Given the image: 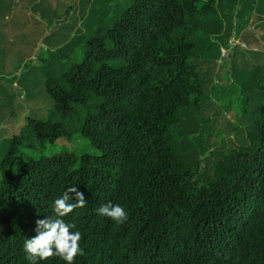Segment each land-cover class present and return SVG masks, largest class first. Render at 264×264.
<instances>
[{
	"label": "trees",
	"instance_id": "1",
	"mask_svg": "<svg viewBox=\"0 0 264 264\" xmlns=\"http://www.w3.org/2000/svg\"><path fill=\"white\" fill-rule=\"evenodd\" d=\"M241 2L111 0L95 26L50 51L11 39L22 21L9 26L0 53L34 59L0 73L5 103L20 110L15 128H0V264H31L25 239L72 185L88 201L64 217L82 232L75 264H264V51L227 109L246 142L197 151L186 130L213 103L211 40L226 45ZM244 5L238 33L256 14V0ZM75 136L93 152H48ZM108 202L126 208L125 223L97 214Z\"/></svg>",
	"mask_w": 264,
	"mask_h": 264
},
{
	"label": "rangeland",
	"instance_id": "2",
	"mask_svg": "<svg viewBox=\"0 0 264 264\" xmlns=\"http://www.w3.org/2000/svg\"><path fill=\"white\" fill-rule=\"evenodd\" d=\"M110 2L111 0H1L0 46L7 44L9 26L22 21L20 30L11 32V39L24 40L36 50L50 51L60 48L83 35L87 28L95 26L103 19ZM244 2L247 3V0L238 3L234 10L231 33L227 38L224 36L226 45L216 38L211 40L217 43L209 52V57H216L215 64L210 70L214 79L209 89L213 103L206 112H203L204 116L197 115L195 119L189 121L186 129L189 146L196 147L197 151L202 146H208L212 151H216L220 141L221 149H225L227 144L246 142L242 125H237V129L234 130L235 121L227 109H238L241 104L240 98L247 92L242 91L247 89V60L254 65L258 64V57L262 56L260 52L264 51V0H256L258 8H255L253 21L238 33V27L241 29L244 26L247 12ZM22 50L8 48L5 50L8 51L5 56L0 53V73L12 70L23 56L25 61L34 59L32 55L34 51L26 54ZM5 94V91H0V98H3L0 99V128H15L18 125L20 110L16 101L5 103ZM218 108L226 114L220 116ZM7 140L8 136L0 131V156L4 152ZM50 150L78 154L93 152L88 142L79 136L71 140L59 139L48 147V152ZM213 160L214 154L206 159V163L210 164Z\"/></svg>",
	"mask_w": 264,
	"mask_h": 264
},
{
	"label": "clouds",
	"instance_id": "3",
	"mask_svg": "<svg viewBox=\"0 0 264 264\" xmlns=\"http://www.w3.org/2000/svg\"><path fill=\"white\" fill-rule=\"evenodd\" d=\"M87 203L78 186L67 187L54 200L53 214L35 221L36 235L25 239L23 244L26 259L31 264H36L37 260L46 261L58 257L66 264H75L76 257L84 255V249L80 244L83 238L82 232L77 229L75 223L66 221L64 217L77 208L86 207ZM96 211L98 215L110 218L117 224H123L128 219L126 208L118 203L102 204Z\"/></svg>",
	"mask_w": 264,
	"mask_h": 264
},
{
	"label": "built area",
	"instance_id": "4",
	"mask_svg": "<svg viewBox=\"0 0 264 264\" xmlns=\"http://www.w3.org/2000/svg\"><path fill=\"white\" fill-rule=\"evenodd\" d=\"M224 54H225V53L223 52V56H224Z\"/></svg>",
	"mask_w": 264,
	"mask_h": 264
}]
</instances>
